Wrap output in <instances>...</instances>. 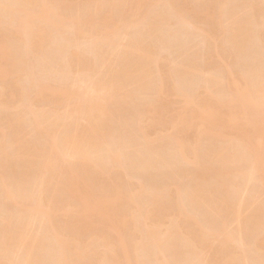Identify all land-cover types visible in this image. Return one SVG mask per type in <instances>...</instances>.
Masks as SVG:
<instances>
[{
	"label": "bare ground",
	"instance_id": "6f19581e",
	"mask_svg": "<svg viewBox=\"0 0 264 264\" xmlns=\"http://www.w3.org/2000/svg\"><path fill=\"white\" fill-rule=\"evenodd\" d=\"M239 1L0 0V137L14 127L19 144L0 138V264H264V0ZM183 29L202 49L195 40L175 68L192 49ZM170 47L183 51L177 63ZM250 50L259 65L240 63ZM169 94L185 104L165 129L154 114ZM118 99L139 102L136 137L156 124L145 147L116 135ZM204 138L223 142L205 152ZM115 165L127 183L142 170L196 171L183 176L188 185L141 179L135 188L112 181ZM107 221L129 230V243L113 245L114 228L100 233Z\"/></svg>",
	"mask_w": 264,
	"mask_h": 264
},
{
	"label": "rangeland",
	"instance_id": "374dc122",
	"mask_svg": "<svg viewBox=\"0 0 264 264\" xmlns=\"http://www.w3.org/2000/svg\"><path fill=\"white\" fill-rule=\"evenodd\" d=\"M243 1H244V0H243ZM78 2H80V1H78ZM239 2H240V5H241V7H242V6L244 5V3H243V5H242V4H241V0H240ZM69 4L71 5V3H69ZM72 4H73V6H72V5H71V6L74 7V8H75V6H77V7H76L77 9H78V6L80 5V4L78 5V3L76 4V2H73ZM238 4H239V3H238ZM80 6H81V5H80ZM232 6H233V7H232ZM235 6L238 7L239 5L237 6V4H235ZM235 6H234V4H233V5H231L232 8L230 7L229 9H231V10L234 9V10H235V9H236ZM241 7H238L237 10H239ZM242 8H243V7H242ZM242 8H241V9H242ZM71 9H72V8H71ZM241 9H240V12H243V11H244V10H243L244 8L242 9V11H241ZM115 12H116V11H115ZM115 12H114V13H115ZM114 13H113V14H114ZM208 13H209V12H208ZM113 14L111 13V16H110V17H111V20H113V18H112V15H113ZM115 15H117L116 17L118 18V14H115ZM209 15H212V12H211V11H210V14H209ZM209 15H207L206 17L209 18V17H208ZM116 17H114V19H116ZM207 18H206V19H207ZM209 20H210V19H209ZM113 21H115V20H113ZM116 21H117V20H116ZM207 21H208V20H207ZM110 24L112 25V22H111ZM110 24H109V29H110V28H113V27L110 26ZM209 24H211V20H210L209 23H206V24H205V27L207 26L208 29H210V28L213 27V26L210 27ZM208 25H209V26H208ZM113 26H115V24H114ZM203 27H204V25H203ZM164 30H165V28L163 29V31H164ZM188 30H189V29H187L186 31H185L184 29L181 30V31H182V34H183V32L185 31L184 34H183V36L185 35V33H189L188 36L185 35V37L183 38V37H181L182 35L180 34L181 36H179V37H180V38H183V39H181V41H182V40L186 41L185 39H188V38H189V35H190L191 38H192V40H190V38H189L188 41H190L194 47H193L191 44H186V43H188V42H185V43H184V41L182 42V44H181V42H180V44H179V43L176 44L175 42H177V40H178V42H179L180 39H177L176 41L174 40L175 42L172 43L171 45H172V46H176V47H177V45H178L179 47H177V48L180 49V50H183V49H181V46H182L183 44H186L187 49H188L189 47H190V49L192 48V49H191V50H192V53L190 52L191 50H189V51L186 53L187 55L184 54V55H185V57H183L184 59H183V58L181 59L180 57H178V54H180L179 56H181V57L184 56V55H183V53H182L183 51H179L178 49H176V47H174V48L176 49V51H174V48H173V47H170V48H172L170 53H172V55H173V54H175V55L171 56V54L168 55V54L164 53L165 55H167V58L169 59L168 62H170V61H175V62L177 63V58H180V59L182 60V61H179L180 64L177 63V65H176L175 68H177L178 65L181 66L182 63H183V60H184V63H186V61L189 59L188 56L192 55L193 52L196 51V50L198 49V46L200 47V49H202V46H201L202 44H200L202 41L199 40V37H197L198 39H197V38H196V39H193V38H195L194 33H192L193 31L189 32ZM190 30H191V29H190ZM187 31H188V32H187ZM165 32H166V31H165ZM192 36H194V37H192ZM195 40H196V41L198 40L197 44L199 43V45L196 46L197 49H196V47H195V45H196ZM175 44H176V45H175ZM188 45H189V46H188ZM252 45H254V44H252ZM182 48H183V47H182ZM193 48H194V50H193ZM195 49H196V50H195ZM172 50H173L174 52H173ZM214 51H215V50H214ZM250 51H251V50H250ZM189 52H190V54L188 55ZM211 52H212V50H211ZM167 53H169V52H167ZM249 54H252L253 58H252L251 55H250L249 57H247V58H250V59H248L249 61L245 58L246 60H245V59H244V60L242 59V61H240V63L242 62V64H246V61H247V64L245 65V66H247L248 63L251 62V61L253 60V62H252L253 65H254V62H256L255 64L259 65V64H260L259 59H261V58H260L258 55L254 54L253 51H251L250 53H248V55H249ZM165 55H164V56H165ZM211 55L213 56L214 54L212 53ZM215 55L217 56V58H216V56H215V57L213 56L214 58H212V56H210L212 59H214V60H215V59L218 60L217 62H213V63L216 64V63H218L219 61H220L219 63H222V62H223V59H221L222 57H220V56H222V55L219 56V54H218L216 51H215ZM169 56H171V57L169 58ZM186 56H187V57H186ZM254 56H257V57L259 58V59H258V62H257V60H256V57H254ZM165 57H166V56H165ZM172 57H174V58H172ZM176 57H177V58H176ZM211 58H210V60H211V61H214V60H212ZM218 58H219V59H218ZM254 59H255V60H254ZM178 60H179V59H178ZM244 61H245V62H244ZM33 62H34V61H33ZM164 63H165V65L167 64L166 62H164ZM211 63H212V62H210V64H211ZM213 63H212V65H213ZM240 63H239V64H240ZM258 63H259V64H258ZM240 65H241V64H240ZM240 65H239V67H240ZM241 66H242V65H241ZM242 68H244V67H242ZM168 86H170V85L168 84ZM202 93H203V92H202ZM170 95H171V94H169V96L165 95V96H167V98H166V99L161 98L162 101H161V99H159V100L157 101V104L159 103L160 105H159V104H158V105L156 104V105H157V108H156V109H159V108H160V111L163 110L162 113H163L164 115H163V114H160V112L157 113V111H156V114H154V115L157 116V118H155V119H156L157 121H160V122H161V125H163V126L165 127V129H167L168 127H170V126L167 127L168 124H166V123H169L170 120L172 121V120L174 119L173 116L175 117L177 114L181 113L182 110L184 109V108L182 109L181 107L184 106L183 104H185V103L183 102V98H182V99H179V98H181V97H179V98H174V97H176V96H173V95L170 96ZM136 96H138V98H140L139 96H141V95H136ZM143 96H144V95H143ZM145 96H148V95H145ZM141 97H142V96H141ZM138 98H137V99H138ZM142 98L144 99L145 97H142ZM146 98H147V97H146ZM120 99H121V98H120ZM17 100H18V99H17ZM17 100H13V101H16V103H17ZM118 100H119V99H118ZM138 100H141V99H138ZM138 100H137V101H138ZM115 101H117V100H115ZM121 101H122V100H121ZM142 101H143V100L140 101V104H141V105H142L143 102H144V101H143V102H142ZM37 102H38V101H37ZM44 102H45V101H42V103H44ZM122 102H123V101H122ZM128 102H131V103H128ZM128 102H127V103L124 102L125 104H127V105H125V104L123 103V104L125 105V106H124L122 103H120V100H119L118 103H120V104H118V103L116 102L117 104L114 103V104L112 105L111 109H113V112H111V114L114 113V114H113V119H112V120H114V121L116 120V121H117L118 123H120V124H121V122H122V124H123V122H124L123 119L127 120L129 123L131 122V120H129V119H130L131 116H133V115H130V114H131V112L136 113V110H137V109H135L134 106H136V108H137V106H138L137 104H138L139 102L135 103L136 105H134V106L132 105V103L134 104V102H132V100H129ZM135 102H136V99H135ZM141 102H142V103H141ZM13 103H14V102H13ZM42 103H39V104H42ZM14 104H15V103H14ZM45 104H46V103L42 104V105H41V108H44V109L47 108V109H48V104H49V103L47 104L46 108H45V106H44ZM115 104H116V105H115ZM33 105H34L36 108L40 107V106L38 105V103H37V105H36V104H33ZM129 105H130V107H129ZM42 106H44V107H42ZM49 106H50V105H49ZM118 106H119V107L123 106L124 108L121 107V109H120V108L118 109V108H117ZM126 107H127V108H126ZM138 107H139V106H138ZM115 108H116V109H115ZM132 108H134V109H132ZM114 109H115V110H114ZM127 109H129L128 112H127ZM180 109H182V110H180ZM130 110H131V112H130ZM179 110H180V112H178ZM111 111H112V110H111ZM123 111H125V112H123ZM115 112H116V113H115ZM120 112H121V113H120ZM122 112H123V114H122ZM188 112H189V110H188ZM133 113H132V114H133ZM175 113H177V114L175 115ZM189 113H190V112H189ZM189 113H188V114H189ZM115 115H116L117 117H116ZM125 115H126V116H125ZM127 115H128V116H127ZM129 115H130V116H129ZM190 115H191V113L189 114V116H190ZM118 116H120V117L118 118ZM161 116H163V118H162ZM164 117H166V118H164ZM168 117H170V118L172 117L173 119H172V118H171V119H170V118L168 119ZM187 117H188V115H187ZM29 118H30V117L28 116V118H26V119L29 120ZM114 118H115V119H114ZM117 118H118V119H121V118H122V119H121V122H120V120H118ZM161 119H163V120H161ZM164 120H165V121H164ZM167 120H168V122H167ZM187 120H188V122H191V121H192V116H191L190 119L187 118ZM171 121H170V123H171ZM117 122H115V123L112 122V123H113L112 126L114 127L113 130H116V124H117ZM120 124H117V125H118V126H117V127H118V128H117V131H119V132H120V131L123 132V131L126 130L125 134H127V133L129 132L130 135H131V133H132L131 136H134V138H135L136 141L139 139V140H138L139 142H138V141L136 142V141L134 140V138L132 139V137L129 136V134L124 135V134H123L124 132L122 133V135H119V134H118L119 132L116 131V132H117V133L115 132L116 135L120 136L121 138H122L123 136H124V137L126 136L125 139H126V138L128 139V137H130V138H131V141L134 142L135 144H137L138 146H140V148H141V144L143 145L142 148L145 147L146 144H148L149 140L147 139L148 141H146V138H148L149 136L151 137V140H150V142H151V141L153 140L152 137H154V135L156 134L155 131H157L156 124H154V125L152 126L153 128L151 127V125H150V128L147 127V126H145L146 128H148V129L145 128V133H146V135H147L148 137H147V136H146V138H143L142 136H141V137H139V136L136 137L135 133H134L133 130H132V128H133L134 131H135L136 127L133 126L134 124H133L132 122H131L132 127H131V124H129L130 129L125 128V125H124V124H123V125H124V130H122L123 127L119 129ZM122 124H121V126H122ZM114 125H115V126H114ZM146 125H147V124H146ZM6 126H7V125H6ZM148 126H149V124H148ZM154 126H155V127H154ZM4 127H5V126H4ZM8 127H9V126H8ZM113 127H112V128H113ZM13 128H14V127H12L11 130H12ZM192 128H193V127H191V129H192ZM237 128H238V127H237ZM2 129H3V128H2ZM2 129H0L1 132L3 131ZM4 129H5V128H4ZM6 129H7V128H6ZM6 129H5V130H6ZM9 129H10V128H9ZM191 129H188V130L191 131ZM231 129H232V128H231ZM234 129H235V128H234ZM234 129H232V131H234ZM11 130H9V132L6 130V132H7V133H6V139H5L4 137H0V138H1V139L4 138L5 141L7 140V138H8L9 140H11V141H10V142H12L11 145H9V144H10L9 141H8V143H7V141H6V144H4V145H7V147L9 146L10 148L12 147V149L14 150V148H17L19 144L16 143V142H13V141H12V136L14 135V129H13V132H12ZM226 130H227V132H224V133L229 134V132H228V128H225L223 131H226ZM229 130H230V128H229ZM235 130H237V129H235ZM238 130H239V129H238ZM238 130H237V131H238ZM10 131H11L12 134H10V137H9V135H7V134L10 133ZM190 131H189V132H190ZM192 131L194 132V130H192ZM223 131H222V132H223ZM1 132H0V133H1ZM3 132L5 133V131H3ZM3 132H2V133H3ZM27 132H29V133H30L29 135L31 136V133H32L31 128H30V130H29L28 128H26V133H27ZM154 132H155V133H154ZM189 132H188V133H189ZM193 132H192V133H193ZM230 132H231V131H230ZM2 133L0 134V136H2ZM4 133H3V134H4ZM113 133H114V131H113ZM115 133H114V134H115ZM149 133H150V134H149ZM236 133H237V135H239L241 132H240V133H239V132H235V134H236ZM231 134H232V136L234 137L235 134H234L233 132H231ZM229 135H230V134H229ZM237 135H236V136H237ZM4 136H5V135H4ZM7 136H8V137H7ZM30 136L27 135L28 138H29ZM118 136H117V137H118ZM190 136H192L191 132H190ZM240 136H241V134H240ZM124 137H123V138H124ZM185 137H186L185 139L187 140V138L189 137V134L186 135ZM123 138H122V139H123ZM136 138H138V139H136ZM29 140H30V139H29ZM31 140H32V139H31ZM133 140H134V141H133ZM210 140H211V138H210ZM210 140H208L207 138H204V140H203V142H206V143L203 144V147L205 146V144H206L205 148H206L207 146H208V147H211V148H208V147H207V148H206L207 150L204 149L205 152L208 151V149H213V148H215V146H216L217 144H219V146L217 145V147H220V146L222 145V142H223V141H221V139H220L221 143H219V142H220L219 140H218V143H217V141H216L217 139L215 140V139L213 138L212 140L216 141V144H215L214 146H212V145H213V141H212V140L210 141ZM140 141H141V142H140ZM208 141H209V142H208ZM145 142H146V144H145ZM150 142H149V143H150ZM165 142H166V141H164V143H165ZM203 142H202V143H203ZM210 142H211L212 144H211ZM2 143H4V140H3V139H2ZM140 143H141V144H140ZM143 143H144V144H143ZM162 143H163V142H162ZM162 143H159L160 146L163 145V146L160 147V148H162L163 152L166 153V151H165V148H167L166 145L169 146L170 143H167V142H166V145H165L164 143H163V144H162ZM214 143H215V142H214ZM12 144L17 145V147H16L15 145L13 146ZM163 147H164V148H163ZM170 147H171V146H170ZM170 147H168V148H170ZM168 148H167V149H168ZM204 150H202V151L204 152ZM132 151H133V150H132ZM169 151H171V150L169 149ZM129 152H130V151L127 152L128 155H129ZM167 152H168V150H167ZM130 153H133V154H134V152H130ZM203 155L205 156L204 153H203ZM130 156H131V154H130ZM11 165L13 166V164H11ZM21 165H22V164H21ZM21 165H20V167H21ZM12 166H11V167H12ZM115 166H116V165H115ZM115 166H113V168H111L114 172H113V171L110 172V173H111L110 175H111V176L113 175L112 178H111L112 181H113V179H114V176H115V178H117V179L119 178L118 180H120L121 178L123 179V176H121V174H123L124 171H125V168H124V167H118V168H117V166H116V167H115ZM189 166H191V165H189ZM193 166H194V165H193ZM193 166H192V167H189L190 169L187 168L186 171H185V167H186V166H185L184 168H182L183 171L186 172V173L184 174V172H183L182 169H181V173H183V175H182V174H179L180 171L178 170V169H180V168L183 167V166H179V168H178L177 166H176L177 168H176V167H173V168H176V169H177V170L173 169L174 171L171 170V169H170V170H164V169H163V170H161L162 173H161V171H158L157 173H156L155 171H153V172L150 171V173H151V174H150V173L148 172V170H147V171L144 170V172H143V170H142L141 172H139L138 176H137V174H135L134 176H136V177H132V179H133V178H135V179H136V178H140V179H136V180L133 179V181H132V179L130 178L132 184L129 183V182H128V183L131 184V185H134V187H135V184H136V186H138L139 181H140V183H141L142 180H144V181H145L144 183H147V184H148L149 182L152 181V183H151L152 185L156 184V185H159V186H160V184L162 185L163 182H164V184H168V185H169L170 182H173V181H175V182H173V183H176V184H178V182H180V183H182V184H186L187 182L190 181V179H189L187 176H185V178H184L183 176H184V175H188L187 173H188L189 171H191V173L189 172V175H188V176L190 177L191 174H192V172L194 173V171H196V168H195L194 171H192V170L194 169ZM20 167H18V168H20ZM114 167H115V169H114ZM187 167H188V166H187ZM194 167H195V166H194ZM208 167H209V166H208ZM228 167H229V166H228ZM123 168H124V169H123ZM206 168H207V167H206ZM210 169H212V168L210 167ZM210 169H209V171L211 172ZM187 170H189V171H187ZM3 171H6V170H3ZM21 171H22V169H19V172H21ZM121 171H122V172H121ZM166 171H167V172H166ZM169 171H170V172H169ZM171 171H173V173H172ZM206 171H207V170H206ZM206 171H205V173H206ZM176 172H177V173H176ZM210 172H209V174H210ZM10 173H11V172H9L8 174L10 175ZM112 173H113V174H112ZM153 173H154V174H153ZM164 173H165V174H164ZM119 174H120V175H119ZM159 174H160V176H162V178L159 176ZM161 174H162V175H161ZM167 174H168V175L170 174V175L168 176ZM177 174H178V176L180 175L181 177L175 176V175H177ZM207 174H208V172H207ZM11 175H12V174H11ZM117 175H118V176H117ZM123 175H124V174H123ZM150 175L153 176L155 179L158 178L159 180H158V179H156V180L153 179V177H151ZM165 175L168 176L169 179H167L168 177H166ZM141 176H142V178H141ZM174 176H175V177H174ZM149 177H151V179H150ZM159 177L161 178L162 182H161V180H160ZM109 178H110V176H109ZM164 178H165V179H164ZM177 178H179V179H177ZM122 179H121L120 181H122L123 184H125V182H126L125 185H127V184H128V183H127V180H126L125 182H123L124 179H123V180H122ZM125 179H126V178H125ZM141 179H142V180H141ZM147 179H150V180H148V181L146 182ZM180 179H181V180H180ZM182 179H183V180H182ZM186 179H187L188 181H187ZM108 180H109V179H108ZM128 180H129V179H128ZM157 180H158L159 183L156 182ZM163 180H164V181H163ZM112 181L110 180L109 182H112ZM114 181H117V180L114 179ZM120 181H119V182H120ZM117 182H118V181H117ZM133 182H135V183H133ZM167 182H168V183H167ZM106 183H108V182H106ZM142 183H143V182H142ZM180 183H179V185H181ZM189 183H190V182H189ZM129 184H128V185H129ZM171 184H172V183H171ZM148 185H149V184H148ZM186 185H188V184H186ZM186 185H184V186H186ZM98 186H99V185H98ZM182 186H183V185H182ZM184 186H183V187H184ZM132 187H133V186H132ZM135 188H136V187H135ZM262 188H263V186H262ZM263 189H264V188H263ZM260 190H262V189H260ZM262 192H264V190L261 191V193H259V194H262L261 198H262L263 195H264ZM60 195H61V194H60ZM242 195H243V193L240 194V197H242ZM245 195H246V194H245ZM245 195H244V197L246 198L247 195H246V196H245ZM57 196H58V195H57ZM61 196H62V195H61ZM58 198H59V200H60L59 202H62L60 197H56V201H57ZM63 198H64V197H62V199H63ZM259 198H260V196L258 197V200H259ZM261 198H260V199H261ZM111 200H112V201H111V205L113 204L112 202H114L115 204H113V206L115 207L116 204H117V202H116L114 199H111ZM262 200H263V198H262ZM56 201H55V204H54V205H55L56 207H57L58 205H60V207H61V203L58 204V203H56ZM259 201H260V200H259ZM263 201H264V200H263ZM108 202L110 203L109 200H108ZM108 202H107V203H108ZM261 202H262V201H261ZM261 202H260V203H261ZM109 205H110V204H109ZM111 205H110V207H111ZM114 207L111 208V209H114V211H115V208H116V207H115V208H114ZM59 218H60V217H59ZM56 220H57V221H60L61 219H60V220H59V219H56ZM104 224H106V225H104V227L102 226V224L100 225V227L102 228V229L99 228V231H101L100 233H102V232H106L107 230H108V231H111V230L114 228L113 226H111V223H110L109 221H107L106 223L104 222ZM109 224H110V225H109ZM108 225H109L110 227H112V228H110ZM106 226H107L109 229L106 230V228H107ZM228 226H229V227H228L227 230H228L229 232H233V231H235L236 228H237V225H236V224H229ZM247 226H248V227H246V230L249 229L248 232H250L251 225H247ZM249 227H250V228H249ZM263 227H264V226H263ZM247 228H248V229H247ZM115 229H116V228H114V230H112L113 232H112V231H111V233L109 232L110 235H111V236H109V237L111 238L112 243L115 242L113 245H116V244H117L116 246H118V245L120 246V245L123 243V242L121 243L120 240H123V241L125 240L124 243H129L128 241H126V240L129 239V237L127 236V237L125 238L126 235H129V233L127 234V232H129V230L126 231L127 229H124V231H126V234H124L125 232L123 231V229H120V232H121V233H122V231H123V234H124V236H123V235L119 232V229H117V230H115ZM121 230H122V231H121ZM162 230H164V229H162ZM107 233H108V232H107ZM246 233H247V231H246ZM103 234L106 235L105 233H103ZM107 236H108V234H107ZM129 236H130L131 239L133 238V235H131V233H130ZM250 236H251V234H250ZM247 237H248V235H247ZM247 237H244V239L246 238V241H247V239H248ZM110 238H109V239H110ZM123 238H125V239H123ZM129 240H130V239H129ZM120 243H121V244H120ZM170 254H171L173 260H175V259L177 258V254H173L172 252H170ZM170 254H168V255H170ZM168 257H169V259H168L167 256H166L167 260H170L171 257H170V256H168ZM150 259H151V258H150ZM167 260L164 259V261L168 262ZM148 261H149V259H148ZM150 262H151V261H150ZM174 262H175V261H174ZM170 263H171V262H170ZM172 264H173V262H172Z\"/></svg>",
	"mask_w": 264,
	"mask_h": 264
}]
</instances>
